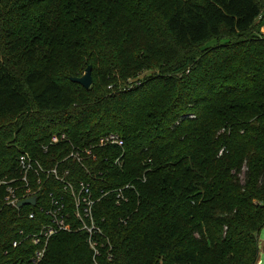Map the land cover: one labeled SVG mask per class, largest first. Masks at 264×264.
<instances>
[{"label": "trees", "instance_id": "trees-1", "mask_svg": "<svg viewBox=\"0 0 264 264\" xmlns=\"http://www.w3.org/2000/svg\"><path fill=\"white\" fill-rule=\"evenodd\" d=\"M262 27L264 0H0V181L27 153L90 184L99 264H262ZM88 66L85 90L70 79ZM43 182L20 211L0 187V264H32L12 244L49 223L51 195L73 218ZM86 240L54 236L40 264H93Z\"/></svg>", "mask_w": 264, "mask_h": 264}, {"label": "built area", "instance_id": "built-area-1", "mask_svg": "<svg viewBox=\"0 0 264 264\" xmlns=\"http://www.w3.org/2000/svg\"><path fill=\"white\" fill-rule=\"evenodd\" d=\"M64 141H68V139H51L50 146ZM118 142V139L110 137L109 139H101L99 145L118 144ZM84 154H89V151L72 147V151L67 159L81 163L84 160ZM60 164L53 169H46L29 154L24 153L18 158L17 168L20 172L19 178L0 181V187L7 186V194L4 200L6 206L15 208L18 211L21 210L18 208V204L21 201L33 197L37 199L36 205L27 207L33 209L38 207L39 199L37 195L44 184L43 180L47 181L51 177L63 186V190L71 197L73 203L74 216L72 218L69 213H66L67 204H65V201L62 198L51 195L48 207L40 208V211L49 218V223L43 224L36 234L25 235L23 231H20V240L14 241L12 246L13 248H17L23 242H31L37 248L31 258L32 264H40L47 253L50 240L54 236L60 233L84 232L87 236V244L93 252V264H99L98 257L100 256V250L104 242L109 246V250L112 248L108 238L94 217L93 209L97 201L93 198L90 184L80 183L78 187H75L67 180L69 171L65 168L61 169ZM33 179H35V182H33ZM118 193V198L120 196L123 198L122 190H118ZM40 204H42V200ZM28 218L29 220H34L36 213L32 212L28 214Z\"/></svg>", "mask_w": 264, "mask_h": 264}, {"label": "water", "instance_id": "water-1", "mask_svg": "<svg viewBox=\"0 0 264 264\" xmlns=\"http://www.w3.org/2000/svg\"><path fill=\"white\" fill-rule=\"evenodd\" d=\"M71 82L80 85L85 90H89L93 85V76H92V66H88L85 70V73L80 78H71ZM36 197L21 201L18 204V208L22 209L27 206H35L36 205Z\"/></svg>", "mask_w": 264, "mask_h": 264}, {"label": "rangeland", "instance_id": "rangeland-1", "mask_svg": "<svg viewBox=\"0 0 264 264\" xmlns=\"http://www.w3.org/2000/svg\"><path fill=\"white\" fill-rule=\"evenodd\" d=\"M260 33L261 34H264V27H262L260 29ZM84 75V74H83ZM82 75V76H83ZM264 237V230L262 231V234H261V239ZM264 240L263 241H260V251H261V254H260V260H261V263L264 264ZM259 264V263H258Z\"/></svg>", "mask_w": 264, "mask_h": 264}]
</instances>
